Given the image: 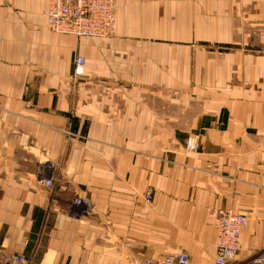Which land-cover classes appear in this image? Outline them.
<instances>
[{"label": "crops", "instance_id": "obj_1", "mask_svg": "<svg viewBox=\"0 0 264 264\" xmlns=\"http://www.w3.org/2000/svg\"><path fill=\"white\" fill-rule=\"evenodd\" d=\"M48 8L0 0L5 255L216 264L220 210L248 219L238 260L264 250V0H118L108 39L52 32Z\"/></svg>", "mask_w": 264, "mask_h": 264}, {"label": "built area", "instance_id": "obj_2", "mask_svg": "<svg viewBox=\"0 0 264 264\" xmlns=\"http://www.w3.org/2000/svg\"><path fill=\"white\" fill-rule=\"evenodd\" d=\"M118 0H49L47 12L48 28L64 36L78 39H108L116 33V9ZM86 59L75 60L74 75H84ZM197 145L196 142L193 146ZM197 147L193 150L196 151ZM148 197V200H151ZM248 228L246 216L232 210H220L216 221V264H232L238 261L242 251V234ZM24 257L7 256L0 248V264H22ZM145 264H191L187 253L167 256L161 262L146 261ZM251 264H264V250L259 252Z\"/></svg>", "mask_w": 264, "mask_h": 264}, {"label": "rangeland", "instance_id": "obj_3", "mask_svg": "<svg viewBox=\"0 0 264 264\" xmlns=\"http://www.w3.org/2000/svg\"><path fill=\"white\" fill-rule=\"evenodd\" d=\"M70 136H75L73 133H69ZM196 142L197 145L193 146V143ZM194 147H197L196 151L193 150ZM200 148V140H199V136H191L188 141H187V145H186V152L189 153V154H192V153H196L198 152ZM50 186V184H49ZM79 202V201H78ZM261 252V251H260ZM258 253H256L257 255ZM255 255V256H256ZM254 257L251 259V260H245V261H240V259L235 262V263H232V264H251V262L253 261Z\"/></svg>", "mask_w": 264, "mask_h": 264}]
</instances>
